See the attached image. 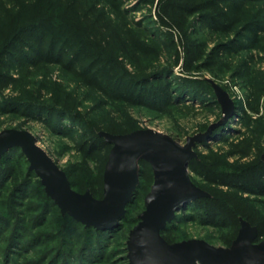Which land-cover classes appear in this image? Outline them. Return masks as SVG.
<instances>
[{"label": "rangeland", "instance_id": "374dc122", "mask_svg": "<svg viewBox=\"0 0 264 264\" xmlns=\"http://www.w3.org/2000/svg\"><path fill=\"white\" fill-rule=\"evenodd\" d=\"M90 1L120 31H131L156 47V55L141 58L138 66L127 64L128 70L150 80L161 76L176 90L161 108L134 107L106 99L53 64L24 66L13 72L16 81L0 91V131L27 130L37 137V144L64 172L75 192H88L97 200L103 197L100 181L108 153L100 149L88 153L84 142L89 134L114 131L125 135L150 129L183 144L186 137L206 131L220 119L216 92L220 89L238 107L224 124L196 144V156L207 152L206 145L214 151L230 152V142L255 138L251 131L264 130V0H236L242 10L240 22L226 34L209 29L200 16L191 17L186 26L187 42L160 26L155 13L160 0ZM47 3L48 10H56L61 2ZM3 4L10 2L0 0V6ZM183 46L197 57L190 72L182 71ZM261 141L264 143V135ZM235 160L230 157L229 162ZM189 175L199 189H221ZM149 186L139 181L137 196L117 227L86 228L61 214L44 193L40 179L29 170L25 157L8 149L0 157V264H129L128 232L144 209ZM242 197L264 217V195ZM165 229L172 243L198 239L228 247L231 240L225 229L204 224L189 206L177 212ZM262 239L264 236L256 237L253 242Z\"/></svg>", "mask_w": 264, "mask_h": 264}, {"label": "trees", "instance_id": "16d2710c", "mask_svg": "<svg viewBox=\"0 0 264 264\" xmlns=\"http://www.w3.org/2000/svg\"><path fill=\"white\" fill-rule=\"evenodd\" d=\"M59 1L56 10H48L47 0H8L10 5L0 6V91L16 81L14 71L24 66L53 64L108 100L153 109L171 101L176 89L170 80H163L161 76H153V80L135 76L127 68V64L138 66L141 58L156 55L155 46L147 45L131 31H120L90 0ZM155 13L160 26L177 33L182 42L186 41V26L191 17L200 16L209 29L226 34L240 22L242 10L236 0H160ZM183 49L182 71L190 72L197 57L189 47L183 46ZM257 130L251 131L256 134L255 138L249 136L234 144L230 142L233 148L230 152L214 151L206 145L207 152L198 154L188 164L190 173L221 188L204 189L208 195L187 203V207L198 212L204 224L225 229L231 237L227 246L236 237L241 220L256 228L257 240L264 236V217H259L242 197L243 194L264 195L261 158L264 130ZM89 135L84 142L88 153L100 149L109 154L111 145L104 137L97 133ZM9 149L23 155L20 149ZM230 157L237 160L229 162ZM139 176L140 181L152 184L151 169L143 160ZM102 185L103 178L100 188ZM166 231L162 229L160 235L172 243Z\"/></svg>", "mask_w": 264, "mask_h": 264}, {"label": "water", "instance_id": "95a60500", "mask_svg": "<svg viewBox=\"0 0 264 264\" xmlns=\"http://www.w3.org/2000/svg\"><path fill=\"white\" fill-rule=\"evenodd\" d=\"M216 92L221 100L222 116L206 131L186 137L183 144L150 129L125 135L101 132L100 136L111 145V150L102 174L103 197L98 200L88 192H75L64 172L37 144V137L27 130L0 131V157L9 148L20 149L29 170L40 179L44 193L61 214L95 230L118 226L136 193L143 160L150 166L153 181L144 197V209L138 222L128 232L129 264H264V239L253 242L257 237L256 228L243 220L228 247H216L198 239L169 244L160 235L176 213L186 209L187 203L208 195L191 181L188 164L196 157V144L236 111L234 101L226 93L221 89ZM261 158L264 160V151Z\"/></svg>", "mask_w": 264, "mask_h": 264}]
</instances>
